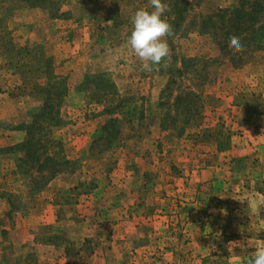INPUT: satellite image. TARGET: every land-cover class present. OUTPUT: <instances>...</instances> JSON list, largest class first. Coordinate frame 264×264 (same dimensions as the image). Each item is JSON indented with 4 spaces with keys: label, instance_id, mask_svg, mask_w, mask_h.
Masks as SVG:
<instances>
[{
    "label": "rangeland",
    "instance_id": "rangeland-1",
    "mask_svg": "<svg viewBox=\"0 0 264 264\" xmlns=\"http://www.w3.org/2000/svg\"><path fill=\"white\" fill-rule=\"evenodd\" d=\"M235 2L187 0L189 10L164 37L167 57L144 70L127 39L131 16L150 9L149 0H46L44 8L0 0V35L30 53L7 58L0 47V264H249L264 247V49L235 67L196 28L200 16ZM260 36L264 46V30ZM51 69L70 89L52 134L72 164L43 186L38 164H22L18 146L43 103L29 92ZM106 83L124 103L113 115L119 122L101 131L112 116L102 113L108 103L94 84ZM187 93L195 97L177 107ZM13 130L25 133L22 142L10 138ZM100 132L113 141L93 146ZM228 150L237 182L226 194L219 185L198 189L214 194L199 202L211 210L216 235L210 249L192 252L184 226L174 219L167 228L157 216L184 214L192 172L226 164L216 154ZM151 228L159 235L147 237Z\"/></svg>",
    "mask_w": 264,
    "mask_h": 264
},
{
    "label": "trees",
    "instance_id": "trees-1",
    "mask_svg": "<svg viewBox=\"0 0 264 264\" xmlns=\"http://www.w3.org/2000/svg\"><path fill=\"white\" fill-rule=\"evenodd\" d=\"M25 7L28 8H44L46 0H20ZM165 2V1H164ZM166 3V2H165ZM168 11L164 16L167 17V22L172 27L176 26L182 20V12L186 13L189 10L187 0H170L166 3ZM113 12V10H111ZM57 13V12H56ZM185 15V14H184ZM264 0H236V2L230 8L219 9L216 12L200 16L196 28L204 35H210L219 47L221 55L226 56L230 63L237 67L245 63L246 57L251 56L255 51L264 49V46L260 44L259 37L264 30ZM237 38L241 44L239 50H233L229 47V39ZM11 40L7 39L6 34L0 35V47L4 46L5 49L2 54L8 58L12 53L21 55L26 52V56H29L28 48H15L10 43ZM23 58V57H22ZM183 71L187 70V59H182ZM47 69V68H46ZM46 82L39 86V84H33V89L29 92L30 95L36 93L40 99L43 100L41 107H39L32 115V120L29 124L23 126L26 133V138L22 144L18 146L20 152L23 153V159L20 160L22 164L27 166L35 165L38 168L35 173L44 182L42 185H46L58 175L65 173L67 167L72 162L66 157L64 151V144L62 140L55 139L52 134V129L62 124L61 107L64 98L69 92V85L66 79H62L54 73L51 69L46 71ZM102 77V75L93 76V78ZM89 77L86 76L80 85H87ZM96 90L102 92V98L104 102L108 103L103 110V114L112 116L104 126L101 127V131H104L113 124L119 122L118 118H113L116 113H121L120 109L124 103L123 98L115 100V92L108 91L111 88L110 85H97L94 84ZM28 86L25 85V88ZM106 92V94L104 93ZM115 96V97H114ZM193 94H180L176 97L175 104L178 107L180 103L186 100V98L192 97ZM109 97H111L109 99ZM185 97V98H184ZM195 97V96H193ZM188 103L186 104L187 107ZM188 110V108H187ZM117 111V112H116ZM114 131L113 139H117L119 130ZM113 133V132H112ZM111 135V134H110ZM107 138L103 137V133L100 132L99 137L93 141V146L98 141ZM112 139L107 140V143H111ZM40 157H44L41 163H38ZM29 173V171L25 172ZM35 174H30L29 184L32 185V181ZM43 186H39L36 189H40Z\"/></svg>",
    "mask_w": 264,
    "mask_h": 264
},
{
    "label": "crops",
    "instance_id": "crops-1",
    "mask_svg": "<svg viewBox=\"0 0 264 264\" xmlns=\"http://www.w3.org/2000/svg\"><path fill=\"white\" fill-rule=\"evenodd\" d=\"M37 109L35 108V110ZM17 121L23 122L25 120L24 118L17 119L15 120L14 123H16ZM9 134L11 135L10 138L15 141L14 143L22 142L24 139L23 137L25 136V133L23 132L19 133V131L16 130L11 131ZM16 137H19L20 139L15 140ZM213 154H204V156L212 157ZM230 154H231L230 150H228L225 153L216 154L219 157L220 156L223 157V159L225 158L226 164L217 163V165L215 164H210L208 166L205 165L200 170L192 172L193 175H191L192 178L191 185L192 187L195 186V190L194 189L185 190L186 192L184 195V200L186 201V203L184 204V207L186 208L184 214H180L179 216L177 215L172 217L157 216L166 223L167 228L170 225L169 221H174V219L177 221V225L182 224L184 226V229L181 230L180 233L183 234V236L186 238L187 240L186 246L192 252L200 253L205 248L210 249L209 247L213 245L212 241L210 240H214L216 235V232L212 228L213 221H212V216L210 215L211 210H209L208 208L205 209L203 206L200 205L199 202V200L203 198L208 199L209 201L214 200V194L211 193V189H210V194L208 193L203 197L201 196V193L200 191H198V189H203L208 185H210L211 187L213 185L214 186L219 185L221 189V194L224 193L226 194L230 192L233 184L237 182L238 173H240V171L236 168V165L233 164L234 159H236V156L233 154L232 156H230ZM238 184H240V181L238 182ZM215 195L218 196L219 194L216 193ZM122 219H126V218H122ZM190 219H195V221H191ZM132 220H133L132 222L134 223L133 226L135 233L137 234L136 231H138L141 226L139 222L140 220H137L134 217L132 218ZM166 232L167 231H165L164 233ZM157 235L159 234L156 232V230H153L151 228V234L147 235V237L157 236Z\"/></svg>",
    "mask_w": 264,
    "mask_h": 264
},
{
    "label": "clouds",
    "instance_id": "clouds-1",
    "mask_svg": "<svg viewBox=\"0 0 264 264\" xmlns=\"http://www.w3.org/2000/svg\"><path fill=\"white\" fill-rule=\"evenodd\" d=\"M149 5L150 9H138L131 16L132 30L127 39L144 70H151L167 57L169 49L164 37L171 34V25L163 18L169 10L164 0H149ZM229 47L239 50L241 44L233 37L229 39ZM249 264H264V247L255 249Z\"/></svg>",
    "mask_w": 264,
    "mask_h": 264
}]
</instances>
